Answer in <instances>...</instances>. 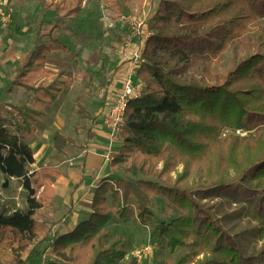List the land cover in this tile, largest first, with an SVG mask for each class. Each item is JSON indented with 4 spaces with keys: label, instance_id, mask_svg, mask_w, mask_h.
<instances>
[{
    "label": "trees",
    "instance_id": "1",
    "mask_svg": "<svg viewBox=\"0 0 264 264\" xmlns=\"http://www.w3.org/2000/svg\"><path fill=\"white\" fill-rule=\"evenodd\" d=\"M25 1L37 2L44 14L53 10L55 17L47 31L45 21L40 22L34 50L20 57L8 89L28 91L33 103L0 105L9 116L5 122L0 120V172L28 192L26 213L15 215L0 206V264L39 260V248L49 238L43 235L36 212L53 204L61 173L52 165L32 171L36 163L33 150L19 134H35L47 116L45 108L60 98L65 87L72 86L64 74L47 71L46 63L54 53L69 52L56 33L68 20L77 18L89 0ZM110 1L122 9L124 3L134 0ZM136 1L146 5L148 15L143 31L150 36L143 42L145 61L139 71L146 89L140 100L128 106L124 140L111 162L116 176L97 185L87 220L73 230L55 233L53 258L44 264H117L125 257V240L119 237L108 247L107 228L116 218L126 222L134 209L137 222L152 228V237L165 240L172 254L178 248L188 249L175 264H242L241 252L211 245L210 231L215 229L200 200L207 191L234 184L264 198V123L252 120L264 115V82L258 74L264 56L246 58L225 77L208 68L200 78L181 77L203 55L216 60L230 50L246 37L257 17L247 0ZM213 37L214 45L205 44ZM49 76L51 81H41ZM104 85H110L108 79ZM75 106L80 120L95 125L96 118L84 106L79 102ZM226 128L255 133L221 142ZM91 130L87 142L93 138ZM52 145L64 154L75 141L57 133ZM154 197L167 201V209L179 210L182 216L157 225ZM256 233L263 241L264 221ZM39 236L42 239L36 243ZM258 263L264 264V247Z\"/></svg>",
    "mask_w": 264,
    "mask_h": 264
},
{
    "label": "rangeland",
    "instance_id": "2",
    "mask_svg": "<svg viewBox=\"0 0 264 264\" xmlns=\"http://www.w3.org/2000/svg\"><path fill=\"white\" fill-rule=\"evenodd\" d=\"M247 1L257 17V23L251 26L246 37L216 60L210 59L207 54L203 55L182 75L183 80L200 78L205 68L210 69L218 77H225L246 58L256 54L264 56V2ZM8 2L13 23L9 30H0V105L33 103V97L28 91L18 89L8 93L7 88L15 78L19 56L34 50L40 22L45 21L47 31L53 22L55 12L49 10L44 14L37 2L33 1L23 0L19 3L17 0H8ZM145 6L144 3L134 0L124 3L120 9L110 0H89L84 5L83 13L75 19L68 20L64 28L56 33V37L69 47V52L53 54L48 58L46 69L51 73L64 74L65 78L71 80L72 86L65 87L59 100L45 108L47 117L39 123L35 134H19V137L33 149L36 164L31 167L32 171L52 165L61 173L55 184L56 195L53 204L36 212L37 221L44 227L43 235L48 234L49 238L39 248L42 257L29 264H44L51 260L55 233L65 232L72 222L79 224L87 220L91 214L90 194L80 196L75 208L71 206L72 193L82 177L86 134L92 127L91 121L79 119L75 104L79 102L96 117L97 121L102 120L106 97L103 81L123 59V48L129 41H132V48L139 47L143 38L133 35L132 23L134 20H145L148 17L144 11ZM205 44L214 45L215 38L206 40ZM258 74L264 82V64L258 69ZM52 78L49 76L42 81H50ZM7 119L8 114L0 106V120L5 122ZM252 120L264 123V115L252 117ZM9 129L13 130L11 126ZM242 131L246 136H238L240 139L248 138L255 133ZM235 132V129L226 128L220 141L224 142L230 137L237 136ZM56 133L75 141L76 147L72 148V153L67 154L71 147L65 149V154H60L53 148L52 140ZM122 175L121 172L120 176ZM89 187L92 189V186ZM204 197L200 203L203 211L211 218L210 223L216 232L215 234L214 231H210V236L213 237L211 245L241 252L244 256L242 264H259L258 259L264 247V240L258 239L256 231L264 221L262 195L248 190L241 184H234L223 189L207 191ZM27 198L28 192L19 182L7 179L0 172L1 207L11 213H26ZM153 203L156 207L157 225L171 223L182 216L179 210H168V203L162 198L154 197ZM109 206L116 210V205L110 200ZM136 216L137 211L134 209L126 222L116 218L107 228L110 235L108 247L119 237L125 240V257L117 264H175L178 258L188 254L186 248H178L175 254H172L166 247V241L152 237L153 229L141 226ZM42 236L36 239V243L41 241ZM148 247L152 248V252L145 255ZM207 251L208 247L205 246L203 252Z\"/></svg>",
    "mask_w": 264,
    "mask_h": 264
},
{
    "label": "built area",
    "instance_id": "3",
    "mask_svg": "<svg viewBox=\"0 0 264 264\" xmlns=\"http://www.w3.org/2000/svg\"><path fill=\"white\" fill-rule=\"evenodd\" d=\"M8 0H0V30H9L13 23V15L8 7ZM145 20H134L132 23L133 35L142 36L148 39L150 34L144 36L142 33ZM145 45L132 48V41H129L123 48V59L130 62V70L127 77L117 93V97L103 115L102 125L108 138V150L104 159L112 162L122 146L124 140V129L126 126V112L131 102L140 100L146 89L145 81L140 78L139 71L144 64ZM237 136H246L242 130H236ZM152 252V248L145 250V255Z\"/></svg>",
    "mask_w": 264,
    "mask_h": 264
},
{
    "label": "crops",
    "instance_id": "4",
    "mask_svg": "<svg viewBox=\"0 0 264 264\" xmlns=\"http://www.w3.org/2000/svg\"><path fill=\"white\" fill-rule=\"evenodd\" d=\"M18 2L20 3V1H18ZM142 33L144 34V36L149 34L146 31L144 32L143 29H142ZM146 40L147 39L143 38L142 41L139 43V45H142L143 42H145ZM21 56H19L18 60L20 59ZM47 61H48V59H47ZM16 66H17V63H16ZM129 70H130V62L128 60L122 59L118 63V65L113 69V71L105 78V79H108V82L110 83V85L105 86L104 85L105 79H104L103 85L106 87V89H105L106 97H105V101H104L105 106L103 107L104 108L103 115L108 110V108L111 106V104L114 102V100L116 99L117 93H118V91L122 85L123 80L127 77ZM49 72H51V71H49ZM15 75H16V67H15ZM50 77H52V76H50ZM42 79H44V78H42ZM42 79H41V81H42ZM10 85H9V87H10ZM9 87L7 88V92H8ZM18 89H20V88H16L12 92H8V93H13L15 90H18ZM47 107H49V106H47ZM76 113H77V111H76ZM102 122H103V117H102V120L100 122L97 121V119H96L95 125H93V122H92L91 133H92L93 138L89 142H87V140H86V150L84 153V157L82 159V164L84 166L82 169V177H81V180H80L79 184L77 185L76 189L72 193V197H71V206L74 208L76 207V204H77L80 196H82V195L86 196L87 194H90L91 195V201H92V198H93L94 193L96 191L97 185L100 183V181L102 179L107 178V177H115L116 176L113 172L111 162L106 161L103 157V155H105L107 153V150H108V138L106 135V131L102 125ZM88 131H87V133H88ZM86 136H87V134H86ZM70 147L71 148L67 151L68 155L70 153H72V148L76 147V143H75V146H70ZM65 153H66V151H65ZM35 161H36V159H35ZM119 175H120V173H119ZM58 180H59V178H58ZM89 186H92V189ZM54 189H55V186H54ZM55 195H56V189H55ZM77 225H78V222H72V224H70V226H69L70 228L66 229L65 232L73 230Z\"/></svg>",
    "mask_w": 264,
    "mask_h": 264
},
{
    "label": "water",
    "instance_id": "5",
    "mask_svg": "<svg viewBox=\"0 0 264 264\" xmlns=\"http://www.w3.org/2000/svg\"><path fill=\"white\" fill-rule=\"evenodd\" d=\"M15 215H20L19 213H15Z\"/></svg>",
    "mask_w": 264,
    "mask_h": 264
}]
</instances>
